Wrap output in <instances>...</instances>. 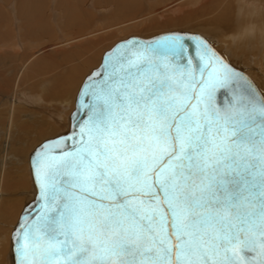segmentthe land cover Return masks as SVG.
Wrapping results in <instances>:
<instances>
[{"label": "snow or ice", "instance_id": "1", "mask_svg": "<svg viewBox=\"0 0 264 264\" xmlns=\"http://www.w3.org/2000/svg\"><path fill=\"white\" fill-rule=\"evenodd\" d=\"M30 167L15 264H264V90L199 36L106 52Z\"/></svg>", "mask_w": 264, "mask_h": 264}, {"label": "bare ground", "instance_id": "2", "mask_svg": "<svg viewBox=\"0 0 264 264\" xmlns=\"http://www.w3.org/2000/svg\"><path fill=\"white\" fill-rule=\"evenodd\" d=\"M14 1L15 31L0 6V264H11V231L34 196L31 151L68 129L77 80L121 29H193L264 90V0H168L164 14L151 0Z\"/></svg>", "mask_w": 264, "mask_h": 264}, {"label": "rangeland", "instance_id": "3", "mask_svg": "<svg viewBox=\"0 0 264 264\" xmlns=\"http://www.w3.org/2000/svg\"><path fill=\"white\" fill-rule=\"evenodd\" d=\"M14 0H8L7 1V5H5V4H3V2H2V0H0V6H1V8H2V10L3 11H5V12H8V17H7V20H6V23H5V26H4V28H3V30H8V25L10 24H12L11 26V28H13V30H14V28L15 27H17V24H18V22H20V21H18V18H17V16H16V14H14V10H13V6H14ZM168 2V0H156V1H153V0H151L150 2H146L145 4H149V5H152V6H155V8L154 7H152V9H155L154 11H158L159 13H161V14H164L163 12H164V7H166V5L168 4L167 3ZM264 5V2H260L259 3V5L260 6H263ZM163 5V6H162ZM50 8H51V5H50ZM86 8H89V5L86 7ZM164 8V9H163ZM159 9V10H158ZM154 11H153V13H154ZM13 12V13H12ZM146 13V12H145ZM158 15V14H157ZM155 17V13L153 14V18ZM13 18V19H12ZM157 18V17H156ZM138 21V20H137ZM8 24V25H7ZM135 24H137V22L135 23ZM138 25V24H137ZM10 27V26H9ZM132 29V28H131ZM131 29H121L120 31H118L117 33H116V35H115V38H113L112 40H111V42L110 43H108L107 44V46H105V47H103L102 48V51H100V54H99V56H98V58L97 59H95V62H94V64H92L90 67H88L87 69H86V71L84 70L83 72V74L81 75V78L80 79H78L77 80V83H76V85H75V89H74V91L75 90H77L78 89V87H79V84H80V82L82 81V79H83V76L86 74V73H88L89 72V70L90 69H92V68H94V67H96L98 64H99V60H100V57H101V54L104 52V51H106V50H108V49H110V47L115 43V42H117V41H119V40H121V39H123V38H127V37H129V36H134V35H137V36H140V37H152V36H154V35H157V34H160V33H162V32H166V31H172V30H179V31H189V32H194V31H192L193 29H190V28H164V29H153V30H151V31H144V32H139V31H134V30H131ZM15 31V30H14ZM205 35V34H204ZM206 36V35H205ZM208 37V36H207ZM231 42V41H230ZM231 44H232V42H231ZM230 44V45H231ZM216 46V44L214 43L213 44V46ZM218 45V44H217ZM214 46V47H215ZM215 49L217 50V52H219V54L222 56V57H224V59L225 60H227L231 65H233V66H235V67H237V68H240V69H243V70H247V68L246 67H243L242 66V64H241V62H239L240 60L236 57V59L234 58V57H231L227 52H224L223 53V47H222V49H218V48H216L215 47ZM104 50V51H103ZM225 51V50H224ZM228 55V56H227ZM230 56V57H229ZM232 58V59H231ZM97 60V61H96ZM232 60V61H231ZM234 61H236V62H234ZM240 63V64H239ZM250 78V77H249ZM251 79V78H250ZM254 83H255V85L259 88V86L256 84V82L254 81V79H251ZM75 95V94H74ZM73 108V100H72V106H71V108L69 109V113H70V111H71V109ZM28 171H29V169H28ZM29 179H30V176H29ZM30 187L31 188H33V186L31 185V181H30Z\"/></svg>", "mask_w": 264, "mask_h": 264}, {"label": "water", "instance_id": "4", "mask_svg": "<svg viewBox=\"0 0 264 264\" xmlns=\"http://www.w3.org/2000/svg\"><path fill=\"white\" fill-rule=\"evenodd\" d=\"M173 32H176V31H170V32H165V33H161V34H158V35H154V36H152V37H150V38H141V37H137V36H129V37H127V38H125V39H122V40H119V41H117L115 44H113V46L110 48V49H112L114 46H116L117 44H119L120 42H122V41H126V40H129V39H140V40H149V39H152V38H154V37H157V36H160V35H164V34H168V33H173ZM177 33H182V34H184L185 36H187V37H191V36H193V35H196V36H199V37H201V38H203V39H205L202 35H200V34H198V33H192V32H177ZM206 41H207V39H205ZM210 44V43H209ZM211 45V44H210ZM212 47V46H211ZM213 48V47H212ZM109 49V50H110ZM214 49V48H213ZM108 50V51H109ZM215 50V49H214ZM108 51H105L103 54H102V56H101V59H100V62H99V64L101 63V61H102V58H103V56H104V54L106 53V52H108ZM216 51V50H215ZM226 61V60H225ZM226 62H228V61H226ZM229 63V62H228ZM230 64V63H229ZM231 65V64H230ZM99 66V65H98ZM97 66V67H98ZM233 66V65H232ZM97 67H95V68H97ZM234 68H236L238 71H241L245 76H247L248 78H249V76L247 75V74H245V72H243L241 69H239V68H237V67H235V66H233ZM95 68H93V69H95ZM92 69V70H93ZM91 70V71H92ZM90 71V72H91ZM250 79V78H249ZM251 80V79H250ZM252 81V80H251ZM253 82V81H252ZM254 83V82H253ZM255 84V83H254ZM76 96H77V94H76ZM76 96H75V101H74V108H73V110L71 111V113H70V115H69V126H68V129L66 130V131H64V132H62V133H60V134H63V133H65V132H67L68 130H69V128L71 127V116H72V114H73V112L75 111V107H76ZM41 143V142H40ZM39 143V144H40ZM38 146V145H37ZM36 146V147H37ZM35 147V148H36ZM34 148V149H35ZM33 149V150H34ZM33 150L31 151V153H30V155H29V168H30V173H31V176H32V184H33V188H34V196H33V199L30 201V202H28L27 204H25L24 205V207H23V209H22V211L20 212V214H19V217H18V220H19V218L21 217V215L22 214H24V212H25V210H32V208H34V201H35V197H36V188H35V185H34V181H33V175H32V171H31V167H30V157H31V155H32V152H33ZM18 220H17V222H16V224L14 225V227H13V229H12V231H11V235H10V257H11V264H15V253H14V251H13V242H12V236H13V233H14V230L16 229V227H17V223H18Z\"/></svg>", "mask_w": 264, "mask_h": 264}]
</instances>
